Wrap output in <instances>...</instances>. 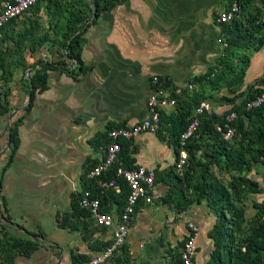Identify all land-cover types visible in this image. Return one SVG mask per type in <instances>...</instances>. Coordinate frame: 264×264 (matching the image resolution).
Listing matches in <instances>:
<instances>
[{"label":"crops","instance_id":"1","mask_svg":"<svg viewBox=\"0 0 264 264\" xmlns=\"http://www.w3.org/2000/svg\"><path fill=\"white\" fill-rule=\"evenodd\" d=\"M225 3L229 1L126 0L81 28L82 73L46 71L45 89L36 91L27 103L30 67L64 58L49 40L36 51L25 49L24 66L6 76V82L0 77V96L5 91L10 109L0 117V258L15 239H30L36 247L28 256H14L11 264H80L109 244L110 231L95 227L74 208L86 182L84 174L103 155L107 127H130L147 117L152 76L183 86L216 64L222 49L215 40L222 35L214 17ZM263 88L264 39L261 48L248 55L238 91L228 94L223 88L205 100L223 112L239 92L254 94ZM15 121L17 149L4 166L8 129ZM163 133L161 139L146 132L124 141L121 152L131 161L130 167L154 174L152 200L138 205L124 245L105 264H180L187 223L197 228L195 263H211L215 248L211 235L218 217L205 200L184 205L171 188L169 172L176 151ZM262 172L256 163L237 175L260 189L241 192L234 202L243 210L245 223L264 208ZM107 193L101 209L115 215L125 198ZM222 238L225 245L228 236Z\"/></svg>","mask_w":264,"mask_h":264},{"label":"trees","instance_id":"2","mask_svg":"<svg viewBox=\"0 0 264 264\" xmlns=\"http://www.w3.org/2000/svg\"><path fill=\"white\" fill-rule=\"evenodd\" d=\"M124 1L126 0H65V4L70 6L67 9L62 8L63 5L60 0L37 2L30 7L28 15H22L0 27V41H9L12 44L8 51L0 49V77H5L3 81L6 82V76H10L15 68L24 66L23 52L25 49L28 52L36 51L49 40L52 44H57L61 49L59 56L64 58L54 64L38 61L36 63L37 68L30 67L29 70L32 71V74L27 77L25 83L26 93L30 95L29 102H31L36 91L40 92L45 89L46 71L56 69L70 73L72 76L82 73L84 68L79 58L81 34L83 33L81 28L89 19L95 21L100 14L110 11L114 6ZM236 1L238 12L235 17L229 23L220 26L225 35L226 47L222 49L223 52L217 63L209 67L203 75L193 77L188 81L193 86L197 85L198 89L191 95L187 94L188 90H183L185 95L183 99H181L182 94L176 96L173 113L160 112L159 129L156 134L161 139L162 133L165 132L166 135H164L173 144L175 151L177 138L185 129L188 119L198 103L223 88H226L229 93L236 91L242 84L248 55L261 48L264 39V13H260L256 8L254 13L249 11L256 0ZM47 4H50L52 8L46 16L48 19L52 17L54 23L48 22L47 28L44 29L35 18L40 12L41 6H47ZM88 13L89 15H87ZM25 17L27 19L21 23L20 29L15 31L14 24L16 21ZM69 61L75 64L74 68H70ZM166 86L173 87L168 81H166ZM258 93L259 91H256L254 94L243 95L239 92L231 100H228L231 104L229 111L236 114V118L231 124L234 128V134L230 142L222 141L215 129V125H221V117L213 114L201 116L195 136L187 145L188 163L183 175L181 177L175 175L173 169L169 172L172 179L171 188H174L184 205L186 202L205 200L207 207L219 217L223 233L228 236L229 240L224 245L220 231L217 226H214L211 239L215 248L211 255L210 264H264V223L259 221L261 211L255 218V226L245 238L235 239L232 234L236 232L235 230L239 231L240 220L243 218V210L236 207L234 203L239 194L244 191L260 192L256 183L237 175L249 168L251 164L258 163L263 167L262 179L264 182V103L258 108L244 110L245 101L252 99ZM5 96L4 91L0 100V117L10 113ZM27 108L28 106L25 110ZM16 124L17 121L8 130V156L4 166L10 163L17 149ZM109 129L111 128L107 127V130ZM104 138L106 145L108 143L106 135ZM200 140H212L217 145L213 149L206 146L201 148ZM124 143V141H120L121 149ZM199 149H203L202 155L209 159L210 164L228 175L229 183L226 187L217 182H212L211 179L209 180L206 164L199 167V163L195 159V154ZM119 158L123 165L130 168L131 161L121 151ZM102 177L103 179L115 178L113 169H110ZM118 184L120 192L115 199L121 200L125 198L127 189L121 180L118 181ZM84 188H93V194L98 196L94 182H84ZM188 191L189 193H187ZM106 193L113 195L111 190L106 191ZM98 198L101 202L106 197L99 195ZM74 208L88 217L84 211L79 209L77 203ZM100 211L107 212L105 209H101V205ZM225 214H229V217L226 218ZM1 245L0 242V248H2ZM35 247L36 243L30 239H15L4 250L0 264H11L16 255L28 256Z\"/></svg>","mask_w":264,"mask_h":264},{"label":"built area","instance_id":"3","mask_svg":"<svg viewBox=\"0 0 264 264\" xmlns=\"http://www.w3.org/2000/svg\"><path fill=\"white\" fill-rule=\"evenodd\" d=\"M39 1L41 0H0V27L11 20L26 15L30 7ZM237 12L238 3L233 0L228 3L226 9L215 15L214 24L220 28L222 24L229 23ZM215 42L221 49L226 47V43L221 36ZM69 66L74 68L75 64L69 61ZM150 86L151 92L145 101L147 117L130 127H115L107 130L108 143L102 149L103 155L100 161L84 174L86 182H94V188L97 190L98 196L109 190L119 193V180L123 182L127 192L123 207L114 215L113 212L100 211V199L89 188L80 191L76 200L79 209L88 215L95 227L110 231L109 244L93 257L80 264H105L124 245L132 217L135 215L138 205L140 203L150 204L152 200L154 174L140 166L127 168L123 165L119 158L120 141H131L139 134L146 132L156 133L159 129L160 112L164 111L166 107L174 106L175 97L179 96L184 89L189 91L194 87L193 84L187 83L183 86L169 88L166 86V81L158 76L151 77ZM263 103L264 88L252 99L245 101L244 110L258 108ZM230 107L220 112L214 109L206 100H202L193 109L185 129L177 138L176 159L172 163L175 175L181 177L186 169L188 160L187 145L195 136L200 117L204 114L221 117V125H215V129L222 141H231L234 134V128L231 124L235 120L236 114L229 111ZM110 169H113L115 178L103 179L102 176ZM259 221L264 223V208L260 213ZM185 229L186 236L178 253V258L180 264H196L193 255L197 228L193 224L187 223Z\"/></svg>","mask_w":264,"mask_h":264},{"label":"rangeland","instance_id":"4","mask_svg":"<svg viewBox=\"0 0 264 264\" xmlns=\"http://www.w3.org/2000/svg\"><path fill=\"white\" fill-rule=\"evenodd\" d=\"M61 1V3H62V8L63 9H67V8H70V6L69 5H66L65 4V0H60ZM45 3V2H44ZM227 5H228V3H225L223 6H222V9L221 10H224V9H226V7H227ZM51 8H52V6L50 5V4H47V6H45V5H42L41 6V12L37 15V17L35 18V20L37 21V23L42 27V28H44V29H46L47 28V24H48V22L49 23H51V24H53L54 22V20L52 19V17L51 18H49L48 19V17L46 16V14L48 13V12H50L51 11ZM255 8L256 9H258L259 10V12L260 13H264V0H256L255 2H254V4L251 6V8L249 9V11L251 12V13H254L255 12ZM87 15H89V13L87 14ZM27 19V17H25V18H23V19H19V20H17L16 21V23L14 24V30L15 31H18V29H20V26H21V23L24 21V20H26ZM28 19H31V18H28ZM219 31H220V33H221V35H222V38L224 39L225 38V35L223 34V31H222V29H219ZM12 47V44H11V42H9V41H3V42H1L0 41V49L2 50V51H8V48L10 49ZM223 51H219V53L221 54ZM219 54V55H220ZM218 55V57L216 58V63H217V61H218V59L221 57V56H219ZM247 55H248V53H247ZM215 62V61H214ZM195 77H198V76H195ZM189 81V80H188ZM188 83V82H187ZM198 89V87H197V85H194V87H193V89L192 90H189V91H187V94L188 95H191L194 91H196ZM226 89V88H225ZM239 89V88H238ZM238 89L236 90V91H234L233 93H229L228 91V94H234V93H236L237 91H238ZM184 91H185V89H184ZM184 91L181 93L182 94V98L181 99H183L184 97H185V95H184ZM2 99V97L0 96V100ZM235 99V98H234ZM174 106H172V107H166L165 109H164V112L166 113V114H169V113H173L174 112ZM163 134H165L166 135V133L164 132ZM199 145H200V147L201 148H204L205 146L206 147H208V148H211V149H213V148H215L216 147V145H217V143L215 142H212V140L210 141V140H205V141H199ZM201 151H203V149H199V150H197V152H196V156H195V159H196V161L199 163V167H202V165H207V172L209 173V180L211 179V181L213 182H217L219 185H222V186H224V187H226L227 185H228V183H229V177H228V175L227 174H225L224 173V171L223 170H221V169H219V168H217L216 166H214V165H212V164H210L209 163V159L208 158H204L203 157V155H202V152ZM209 163V164H208ZM242 197H243V195H242ZM242 197H240L241 199H242ZM239 200L237 199L236 200V202H238ZM236 206V205H235ZM237 207V206H236ZM239 208V207H238ZM229 215V214H228ZM216 226H217V229L221 232V235L222 236H224L225 237V234L223 233V227H222V225L219 223V217H218V221H217V223H216ZM221 226V227H220ZM253 226H255V219L254 220H251L250 222H246L245 223V220H244V217L240 220V229H239V231H237V230H235L236 232V237H237V239L239 238V239H243V238H245L248 234H249V232L251 231V229H252V227Z\"/></svg>","mask_w":264,"mask_h":264},{"label":"water","instance_id":"5","mask_svg":"<svg viewBox=\"0 0 264 264\" xmlns=\"http://www.w3.org/2000/svg\"><path fill=\"white\" fill-rule=\"evenodd\" d=\"M29 99H30V95H27V103H29ZM9 119H10V117H9ZM8 119V120H9ZM9 130V129H8Z\"/></svg>","mask_w":264,"mask_h":264}]
</instances>
